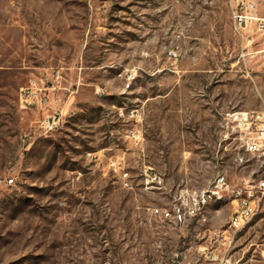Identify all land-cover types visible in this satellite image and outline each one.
Here are the masks:
<instances>
[{"label":"rangeland","instance_id":"obj_1","mask_svg":"<svg viewBox=\"0 0 264 264\" xmlns=\"http://www.w3.org/2000/svg\"><path fill=\"white\" fill-rule=\"evenodd\" d=\"M261 23L264 0H0V264H264ZM57 71L46 134L19 91Z\"/></svg>","mask_w":264,"mask_h":264},{"label":"built area","instance_id":"obj_2","mask_svg":"<svg viewBox=\"0 0 264 264\" xmlns=\"http://www.w3.org/2000/svg\"><path fill=\"white\" fill-rule=\"evenodd\" d=\"M235 17L237 15L235 14ZM239 25H242V20H239ZM264 24L261 23V26ZM237 27V26H236ZM264 52V49L262 50ZM264 55V54H263ZM62 75L59 71L52 72L49 75H34L29 79L26 85L20 87L19 105L22 109L46 111L43 117H39L36 121L38 130L44 133H51L61 129V123L65 122V114L61 106L52 105V100L58 89L61 88ZM239 115V114H237ZM242 116H248L247 113H242ZM264 134V128H263ZM247 149L251 151L260 150L261 148L251 142H247ZM264 163V150L262 152ZM257 191L264 195V176H262L256 184ZM253 192H248L247 196L240 198L238 209L232 217V223L236 226L243 225L248 222L258 210V200L252 199Z\"/></svg>","mask_w":264,"mask_h":264},{"label":"bare ground","instance_id":"obj_3","mask_svg":"<svg viewBox=\"0 0 264 264\" xmlns=\"http://www.w3.org/2000/svg\"><path fill=\"white\" fill-rule=\"evenodd\" d=\"M63 125H64V122H63V123H61V128L63 127Z\"/></svg>","mask_w":264,"mask_h":264}]
</instances>
